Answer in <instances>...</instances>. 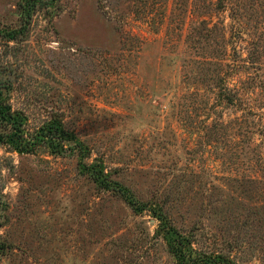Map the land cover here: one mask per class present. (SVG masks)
Returning <instances> with one entry per match:
<instances>
[{
    "label": "rangeland",
    "instance_id": "1",
    "mask_svg": "<svg viewBox=\"0 0 264 264\" xmlns=\"http://www.w3.org/2000/svg\"><path fill=\"white\" fill-rule=\"evenodd\" d=\"M4 108L0 264H264V0H0Z\"/></svg>",
    "mask_w": 264,
    "mask_h": 264
},
{
    "label": "trees",
    "instance_id": "2",
    "mask_svg": "<svg viewBox=\"0 0 264 264\" xmlns=\"http://www.w3.org/2000/svg\"><path fill=\"white\" fill-rule=\"evenodd\" d=\"M29 1H27L28 4ZM15 33L12 32V35ZM0 122L9 124L12 132L5 134L4 143L13 151L27 152L38 144H41L36 136L29 137V133H25L22 129L23 121L18 115L11 113L9 109H0ZM59 128V138L61 140L68 139L67 133L63 128ZM86 171L96 178L104 188H112V181L108 178L102 165L92 163L91 165H84ZM155 212V211H154ZM160 225L157 229V235L161 236L168 248V251L174 256L176 264H238L230 256L223 253H215L202 251L197 249L188 236L181 234L173 225H171L163 214L155 212ZM3 245L0 246L2 248Z\"/></svg>",
    "mask_w": 264,
    "mask_h": 264
}]
</instances>
